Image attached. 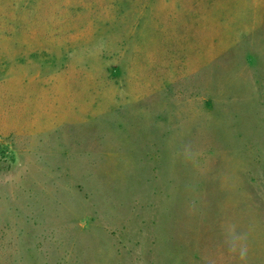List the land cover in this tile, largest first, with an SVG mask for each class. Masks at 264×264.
<instances>
[{
    "label": "rangeland",
    "instance_id": "obj_1",
    "mask_svg": "<svg viewBox=\"0 0 264 264\" xmlns=\"http://www.w3.org/2000/svg\"><path fill=\"white\" fill-rule=\"evenodd\" d=\"M0 264H264V0H0Z\"/></svg>",
    "mask_w": 264,
    "mask_h": 264
},
{
    "label": "clouds",
    "instance_id": "obj_2",
    "mask_svg": "<svg viewBox=\"0 0 264 264\" xmlns=\"http://www.w3.org/2000/svg\"><path fill=\"white\" fill-rule=\"evenodd\" d=\"M188 151H190V149L186 146L185 147V152L187 153ZM245 239L244 236H236V235H231V238L229 240H227L226 242L229 245V251L235 253L237 251L238 248V244L237 241L239 240H243ZM247 255V247L246 245H239V256L241 259H245Z\"/></svg>",
    "mask_w": 264,
    "mask_h": 264
}]
</instances>
